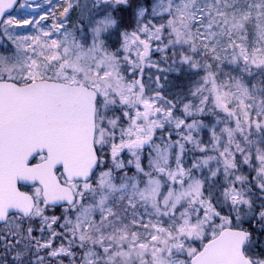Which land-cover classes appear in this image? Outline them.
Returning <instances> with one entry per match:
<instances>
[{
  "label": "snow or ice",
  "instance_id": "obj_1",
  "mask_svg": "<svg viewBox=\"0 0 264 264\" xmlns=\"http://www.w3.org/2000/svg\"><path fill=\"white\" fill-rule=\"evenodd\" d=\"M0 264H264V0H0Z\"/></svg>",
  "mask_w": 264,
  "mask_h": 264
}]
</instances>
